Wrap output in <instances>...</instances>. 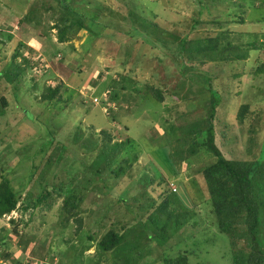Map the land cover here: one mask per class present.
<instances>
[{
  "label": "rangeland",
  "instance_id": "rangeland-1",
  "mask_svg": "<svg viewBox=\"0 0 264 264\" xmlns=\"http://www.w3.org/2000/svg\"><path fill=\"white\" fill-rule=\"evenodd\" d=\"M156 1L66 0L61 4L75 10L77 18L83 19L88 28L81 31L73 28L75 33L70 34L66 41L60 42L58 29L54 25L60 19L61 11L51 9L56 0H0V38L4 39L2 32L5 29L18 34L26 46L22 49L23 53L33 61H30L29 68L26 66L27 70L18 82L16 91L0 78V110L5 111L0 116V172L6 175L5 179L22 195V200L29 201L32 197L35 199L42 191V186L60 181L70 182L71 177L78 182L73 183H77L76 190L84 196L79 201L78 216L83 219V230L79 235L76 234L77 224L74 221L66 228L57 223L62 197L57 198L50 208L16 209L1 217L0 252L4 254L0 256V264H70V258L65 254H72L69 251L70 245L65 243V240L70 239H74L78 246L83 242L90 245L85 250V259L88 257L92 264H97V248L87 239L88 232L96 230V233L102 235L112 228L125 229L130 224L139 226L142 218H150L152 210L161 207L165 201L166 188L159 181L172 176L165 168L161 170L163 176L159 177V169L152 170L151 156L159 143L164 142L161 140L163 135H160L165 133V124L167 126L170 122L175 123L180 130L177 135L179 139L175 143L163 144L167 152L172 151L173 143L185 146L187 152L190 145L195 144L194 147L198 150L196 155L181 164L182 172L179 175L180 179H184L181 190L188 195L187 208L184 209L193 211L198 223L194 225L193 219L190 220V223L185 224L168 240L166 244L173 246V249H168L170 247L167 246V255L174 257L177 249L181 248L195 253L189 255L188 264H231L227 238L218 231L217 218L206 199L205 186L199 175L200 168L213 163L215 157L204 146L206 134L183 133H189L185 130L193 129L207 114L205 108L210 103L209 92L205 91L197 96L194 103L189 102L190 99L183 98L182 95L189 89L190 81L183 79L185 82H182L169 56L159 49L145 45L141 38L122 40L116 36L133 28L137 32L141 31L140 27H136L137 24L130 23L129 17L127 18L129 10L147 15L150 13L147 8L151 6L155 8V13L161 11L164 17L170 19L168 24L160 20L163 27L169 30L174 29V23H188L197 16L198 7L192 0ZM242 2L249 8L243 16L245 23L227 24L226 19L229 18L220 17L221 15L220 21L233 31L229 39L233 45L245 46L247 40H252L246 34L251 33L253 36L259 35L258 41H255L262 49L251 50L241 60L209 62L204 68L214 77L213 82L218 85L215 87L222 95L215 119L218 129L217 144L226 158L250 162L262 156L264 149V71L257 72L264 66V0ZM144 11L146 12L143 14ZM218 12H223V9L214 10V13ZM29 16L34 22L25 19L22 24L19 23L21 18ZM160 21L158 23L161 24ZM213 26H201L196 34L207 30L219 31L218 25L215 28ZM187 30L186 26H181L178 32L182 34ZM91 31L99 35L92 36ZM8 48L11 49L10 43ZM153 53L158 54L163 64L152 63ZM11 59L12 53H7L5 61H0V69L2 66L7 68ZM17 61L22 62V59L18 58ZM135 64L137 71L133 70ZM128 73L137 81L136 87L141 92L129 89L122 91L124 100L121 103L126 109V114H122V126L128 125L125 130L117 122H114V126L104 100L107 99L111 106L115 105L108 100L114 91L107 93L110 90L107 86L109 80L121 78ZM239 73L243 76L234 78L233 74L236 76ZM179 83L181 92L176 93L174 90ZM145 85L167 86L164 87L167 95L165 102L160 103L151 95H144ZM57 86L60 89L56 98L51 103L44 102L41 97L45 88ZM2 97L8 101L5 107L1 103ZM189 111V117L180 118ZM240 111H243L242 116L239 115ZM78 126L81 129L86 127L87 136L94 132H90L93 126L96 131L105 128L111 134L112 143L127 138H131L132 143L127 152L121 151L115 164L106 167L100 176L93 175L77 156L72 155L77 149L75 143L72 144L71 137ZM153 135L159 141L151 140ZM59 141L68 146L66 149L69 148L64 156V162L68 161L65 163L67 166L55 161L47 164V160L59 146ZM165 149H160L162 155H168ZM135 154L139 158L133 162L132 168L136 165V169L131 172L137 173V182L133 183L124 174L116 178L113 172L118 167V162L122 157L133 158ZM73 162L80 168L71 173L68 164ZM142 171L147 172L146 178L141 177L139 180ZM157 177L160 179L155 180ZM83 178L89 181V185L83 182ZM73 184L69 190L74 187ZM148 185L151 190L148 192L149 196L144 198L142 193ZM167 188L174 190L177 184L169 179ZM29 192L32 195H28ZM118 195L122 197L117 199ZM122 198L126 200L125 203ZM129 205L134 212L129 210ZM172 206L174 203L168 208L172 209ZM150 207L152 210H148ZM182 208L179 206V211ZM47 234L50 236V254L42 259L38 254H41L39 250L43 249ZM124 238L134 245L143 240L142 235L136 231L127 232ZM140 242L142 248L143 244ZM124 253L122 249L118 253L109 252L100 264L115 263ZM129 255L132 264H164V255L158 254L156 247L150 246V249L143 251L141 257L132 253Z\"/></svg>",
  "mask_w": 264,
  "mask_h": 264
},
{
  "label": "trees",
  "instance_id": "trees-1",
  "mask_svg": "<svg viewBox=\"0 0 264 264\" xmlns=\"http://www.w3.org/2000/svg\"><path fill=\"white\" fill-rule=\"evenodd\" d=\"M192 1L198 7L197 16L188 23L183 21L176 22L174 25L172 24L174 26L173 30H169L162 25V22L165 24L170 22L168 17H164L161 11L155 13V8L148 6L147 9L150 13L147 15H141L135 10H129L127 15L130 23L137 24L136 27L141 28L140 32H137V30L133 28L131 31L122 32L116 36L118 39L122 40L131 37L141 38L145 45L147 44L150 45V48L159 49L161 52H164L163 54L169 56L173 62L176 70L175 72L179 75L182 82H185L183 79L190 81L189 89L183 92L182 95L183 98L190 99L189 102L194 103L197 96L205 91L209 92L210 103L205 108L207 114L204 115L202 121H198L193 129L189 131L188 129L185 130L189 133H183L188 135H190V133L199 135L202 132L206 134V140L203 142L204 146L210 152V155L215 157L213 163L200 168L199 175L205 186L207 193L206 199L210 205H212L214 214L217 218L218 231L227 238L231 253V264H264V149L262 150V156L250 162L229 159L223 155L222 149L217 144L218 129L215 123L217 111L222 101V95L220 90L215 87L217 84L213 82L214 77L210 76L209 72L204 68L209 62L220 63V61L231 62L241 60L246 55L248 56L251 50L262 49V47L256 45L259 35L256 34L253 36V34L247 33L246 36L252 38V40H247L245 46L233 45L231 40H229L233 31L223 25L224 23L220 21V17L226 16V18H229L226 19L227 24L245 23V18L243 16L247 14L249 8L242 0ZM62 2H66V0H56V4H52L51 7V9L53 8L61 11V17L57 19L58 21L54 25V27L58 29V40L60 42L66 41V39L70 37V34L75 33L73 28H77L79 31L88 28L84 24L83 19L77 18L76 11L61 4ZM155 3H157V1ZM45 8L44 10H46ZM220 9H223V12L214 13V10ZM145 12L146 11H144L143 14ZM25 19L34 22V19L32 20V17L29 16L21 18L19 23L22 24ZM161 19L162 22L160 21ZM157 20L160 21L161 24L158 23ZM208 24H213L214 26L212 28L218 25L219 31L214 32V30H212V32H210L207 30L206 32L196 34L201 26ZM181 26H186L188 28L187 32L182 34L179 33L178 29H180ZM175 29L176 31H174ZM2 34L5 36L4 39L0 38V61H5L7 53H12V59L7 68L1 67L0 78L3 83L10 86L13 91H16L18 89V82L22 80L25 74L24 72L27 70L26 66L29 68L30 61H33L27 54L23 53L24 51L22 49L26 46L18 34L6 29ZM98 35L99 33L92 32V36ZM255 39H257V41H255ZM9 43L11 49L8 48ZM157 55L158 54L153 53L151 57L152 63L163 62ZM18 58L22 59V62L18 63ZM165 67L169 69L168 66ZM133 70L137 71L136 64ZM261 71H264V66L258 69L257 72ZM167 76H169L168 73ZM233 76L234 78H240L243 74L239 73L236 74V76L233 74ZM136 82L137 81L129 73L122 75L121 78L117 79L116 77L109 80L107 86L110 87V90H107V93L110 94V92L114 91L113 94L111 93V96L108 94V100H111V103L113 101L115 105L111 106L107 99L104 100V103L110 110V116H108L113 124L117 122L118 126L120 124L122 126V114H126V109L121 103L124 100L122 98V91L129 89L137 93L141 92V90L137 89ZM180 83L177 89L174 90L176 93L181 92ZM164 87L167 88V86L145 85L144 95H151L156 101L163 103L167 98ZM59 89L58 86L45 88L41 97L42 100L51 103L59 93ZM105 89H107V87ZM108 95L106 96L107 98ZM1 103L5 107L8 101L5 97H2ZM244 108L245 106L242 107L243 110ZM127 112H129L128 109ZM242 112L240 111L239 115L241 114L242 116ZM189 113L190 111L183 114L180 118H185L190 115ZM4 114L5 111L0 110V116ZM114 126H116V124ZM122 127H124L125 130L128 129V125ZM179 130L180 129L176 128L175 123L170 122L167 126L165 124V133L160 135H163L161 140H164V142L159 143V147L154 151L150 149V151L153 152L151 156L152 170L158 168L159 172H161V170H165L166 168L172 176L167 177V179L164 177L159 181V183L161 182L166 188L167 195L165 201L162 203L161 207H156L154 211L150 207L148 210H152L151 217L148 219L142 218L139 226L138 224H130L127 225L125 229L114 230L112 228L102 235L96 233V230L92 233L88 232L87 239L92 241L97 248L96 254L99 257L97 264H100L102 258L106 257V255L108 256L109 252L113 251L118 253L121 249L123 252L125 251V253L119 260L111 264H132L129 253L141 257L143 251L150 249V246L151 248L156 247L158 254L164 255V264H188L189 255L195 254L192 253L193 251L189 252L190 250H182L179 248L177 249L176 256L171 257V255H167L166 248L168 246L166 244L168 240L175 236L185 224L187 225L190 223V220L192 221L193 219L192 223L194 225L198 223L195 219V213L184 209L187 208L188 195L185 191L181 190L184 186V179L182 180L179 178L182 172L181 164L194 154L196 155L198 150L195 149V144L190 145L188 152L185 146L181 147V145L177 146L174 144L179 139V136H177ZM86 131H88L86 127H82L81 129L78 126V128H76L74 135L71 137V142L72 144L75 143L77 152H73L72 155L77 156L81 164L93 175L100 176L106 167H111V165L115 164L118 161L119 155L122 153L121 151L127 152V149L132 143L131 138L112 143L111 134H109L105 128L96 131L95 127L91 126L90 132H94L90 133L89 136L86 135ZM150 139L159 141V138L154 135L151 136ZM173 141L172 151L167 152L165 149L166 146H163V144L166 142L172 143ZM181 144L184 145L182 140ZM66 147L68 146L62 141H59V146L54 150L49 160H47V164L55 161V163L66 165L65 163L68 161L64 162V156L69 149H66ZM160 149H165L168 155H162ZM138 158L139 156L137 154L133 155V158L130 156L122 157V160H120L121 164L119 161L118 167L113 172L114 176L117 178L121 174H124L129 176L128 178L131 179L133 183L137 182V180H135L137 173L131 171L136 169V165L134 168H132V166L133 162L138 160ZM74 160L76 161V157ZM68 166L71 173L78 171L80 168V166H75L74 162L68 164ZM146 174V171H142L139 180L141 177L146 178ZM160 174L159 177H162L163 173L161 172ZM80 176H83L82 173ZM5 177L6 175L0 172V218L16 209L28 210L31 207H53L57 198L62 197L60 217L57 223H60V226L66 228L74 221L77 224L76 234L79 235L80 232H82L83 219L78 216V213L79 201L84 196L76 190L75 185L78 182L75 178L73 179V177H71L70 182L60 181L59 183L54 182L50 184V186H42V191L38 193L37 197L35 199L32 197L28 201V199L22 200V195L10 185ZM159 177L154 179H160ZM85 179L86 178H83V182L89 185V181ZM169 179L174 180L177 184L176 189L172 190L167 188ZM74 181L77 182L75 185L73 184ZM192 182L193 184L195 183L194 179ZM72 184L74 187L72 186L73 188L69 190ZM144 187H147V185ZM150 190L148 185L146 191L142 193L144 198L149 196L148 192ZM30 194L29 192L28 195ZM121 197L122 195H118L117 199ZM122 199L123 202H126L124 198ZM171 203H174V206H172L173 208L171 207L172 209H169L168 206ZM178 205L183 207L181 211H179ZM127 207L130 211L132 210V212H134L131 205ZM53 227H55V225ZM129 231L139 232L143 238L142 242L138 241V243L136 242L137 244L134 245L130 240L127 241L128 239H125L124 236ZM49 237L48 235L44 241L43 249L39 250L41 254L38 255L42 259H46L47 255L50 254ZM73 240L74 239L65 240V243L70 245L69 251L72 252L71 255H68V252L65 253L66 256L70 258V264H92L90 258L87 257V259H85L84 256L85 250H87L90 245L83 242V244L81 243L80 246H78L75 245ZM139 242L143 244V250ZM168 247H170L168 249H173V246ZM3 254L4 253L0 252V256H3Z\"/></svg>",
  "mask_w": 264,
  "mask_h": 264
}]
</instances>
